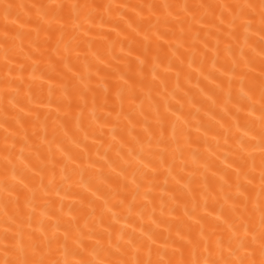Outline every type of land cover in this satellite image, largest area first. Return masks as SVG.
Wrapping results in <instances>:
<instances>
[{"label": "bare ground", "instance_id": "1", "mask_svg": "<svg viewBox=\"0 0 264 264\" xmlns=\"http://www.w3.org/2000/svg\"><path fill=\"white\" fill-rule=\"evenodd\" d=\"M0 264H264V0H0Z\"/></svg>", "mask_w": 264, "mask_h": 264}]
</instances>
